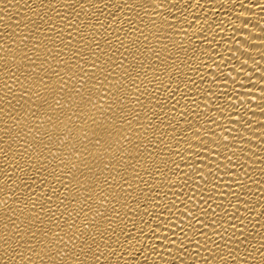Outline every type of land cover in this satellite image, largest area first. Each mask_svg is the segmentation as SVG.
<instances>
[{"label": "bare ground", "instance_id": "obj_1", "mask_svg": "<svg viewBox=\"0 0 264 264\" xmlns=\"http://www.w3.org/2000/svg\"><path fill=\"white\" fill-rule=\"evenodd\" d=\"M0 264H264V0H0Z\"/></svg>", "mask_w": 264, "mask_h": 264}]
</instances>
